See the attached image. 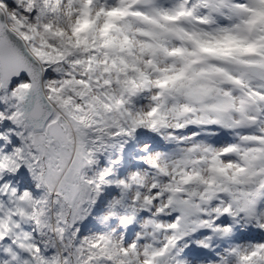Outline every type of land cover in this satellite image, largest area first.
<instances>
[{"label":"snow or ice","instance_id":"1","mask_svg":"<svg viewBox=\"0 0 264 264\" xmlns=\"http://www.w3.org/2000/svg\"><path fill=\"white\" fill-rule=\"evenodd\" d=\"M0 264H264V0H0Z\"/></svg>","mask_w":264,"mask_h":264},{"label":"trees","instance_id":"2","mask_svg":"<svg viewBox=\"0 0 264 264\" xmlns=\"http://www.w3.org/2000/svg\"><path fill=\"white\" fill-rule=\"evenodd\" d=\"M128 147H130V145L126 147L127 150H128ZM127 150H125V151H127ZM124 154H125V153H124ZM107 156H108L107 153H105L104 155H100V156H99V162H102V164H103V163L107 164ZM113 158H114V156H113ZM117 175H119V174L117 173ZM119 176H120V175H119ZM106 189H114V188H112V187H108V188H106ZM114 190H115V189H114ZM97 207H98V203H97L96 208H97ZM96 208H95V209H96ZM95 209H94V210H95ZM96 223H97V222H96ZM84 224L91 225V224H93V221H91V218H89L86 222H84ZM97 225H99V224L97 223ZM133 231H134V226H130V227H129V230H128V233H127V235H128L129 238H131L132 236H134Z\"/></svg>","mask_w":264,"mask_h":264},{"label":"rangeland","instance_id":"3","mask_svg":"<svg viewBox=\"0 0 264 264\" xmlns=\"http://www.w3.org/2000/svg\"><path fill=\"white\" fill-rule=\"evenodd\" d=\"M133 167H135V166H133ZM129 168L130 167H127V165H123L121 168H120V170L122 171V172H124V173H126V171H128L129 170ZM118 170H119V168H117ZM89 175H91L92 174V171H90V170H88V169H86L85 170ZM109 198V197H108ZM104 200V201H103ZM105 200H106V197H105V194L100 198V200L99 201H103V202H105ZM82 231H87V229H83L82 228Z\"/></svg>","mask_w":264,"mask_h":264}]
</instances>
